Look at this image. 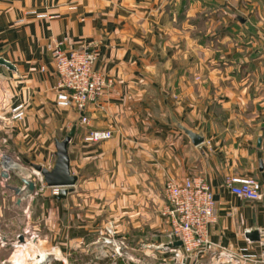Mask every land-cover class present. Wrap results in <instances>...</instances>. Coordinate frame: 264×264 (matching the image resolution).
<instances>
[{"label": "crops", "instance_id": "1", "mask_svg": "<svg viewBox=\"0 0 264 264\" xmlns=\"http://www.w3.org/2000/svg\"><path fill=\"white\" fill-rule=\"evenodd\" d=\"M55 40L95 50L112 80L88 124L57 105ZM0 57L16 68L0 65V264H70L80 245L128 235L158 264H264V0H0ZM19 103L26 116L15 120ZM72 129L79 179L59 200L34 166L52 168ZM91 130L113 135L88 143ZM6 160L23 169L5 173ZM28 175L36 192L19 202ZM230 176L256 180L262 199L232 193ZM186 178L217 202L212 247L197 257L171 243L164 214L166 183Z\"/></svg>", "mask_w": 264, "mask_h": 264}, {"label": "built area", "instance_id": "2", "mask_svg": "<svg viewBox=\"0 0 264 264\" xmlns=\"http://www.w3.org/2000/svg\"><path fill=\"white\" fill-rule=\"evenodd\" d=\"M57 76V105L63 108H76L82 113V122L88 124L85 114L90 105L95 104L104 91L112 84L104 73L96 67L98 55L93 49L84 47L68 50L66 40L53 41L48 48ZM45 71V67H41ZM15 120L26 116L23 103L12 110ZM111 130H91L85 137L88 143H99L112 137ZM10 161L5 162L4 172L10 168ZM16 168L23 169L13 163ZM43 182V180H42ZM226 184L231 192L250 200L262 199L259 183L249 177L230 176ZM50 188L51 194H59L60 187H50L45 182L42 188ZM168 209L164 212L172 220V242L181 241V248L187 256H199L212 247L209 228L217 220L214 192L204 180L186 178L182 182L168 180L165 186Z\"/></svg>", "mask_w": 264, "mask_h": 264}, {"label": "water", "instance_id": "3", "mask_svg": "<svg viewBox=\"0 0 264 264\" xmlns=\"http://www.w3.org/2000/svg\"><path fill=\"white\" fill-rule=\"evenodd\" d=\"M0 65L12 70H16L15 66L11 62L2 57H0ZM178 127L190 137L192 143L195 146H199L205 142V136L202 132H194L193 130L186 128L180 123L178 124ZM74 134L75 129H72L71 132L63 140L56 141V160L52 168L48 169L40 165L34 166L36 172L38 173L37 175L48 186L61 188L59 194L55 196V198L59 200L65 198L69 192L73 191V188L75 187L79 179L77 175H73L70 171L69 143ZM259 145H261V140H259ZM19 179L23 184V187L17 190L20 195L18 201L21 202L23 198H28L35 194L37 182L26 176H20ZM247 236L251 241H258L260 239L258 231L248 232ZM23 239L24 238L21 237V240ZM174 245L181 246L182 242L177 241L174 243Z\"/></svg>", "mask_w": 264, "mask_h": 264}, {"label": "rangeland", "instance_id": "4", "mask_svg": "<svg viewBox=\"0 0 264 264\" xmlns=\"http://www.w3.org/2000/svg\"><path fill=\"white\" fill-rule=\"evenodd\" d=\"M14 161L16 162V160ZM26 177L34 180L32 175ZM59 262L62 263L63 261L60 260ZM68 262L70 264H143L148 262L158 264L162 260L157 256H146L137 249L134 237L128 235L123 238L122 242L119 243L118 240V245L112 239L99 240L90 248H83V245H80L75 253L70 254Z\"/></svg>", "mask_w": 264, "mask_h": 264}, {"label": "bare ground", "instance_id": "5", "mask_svg": "<svg viewBox=\"0 0 264 264\" xmlns=\"http://www.w3.org/2000/svg\"><path fill=\"white\" fill-rule=\"evenodd\" d=\"M10 166H15L13 163H10Z\"/></svg>", "mask_w": 264, "mask_h": 264}]
</instances>
